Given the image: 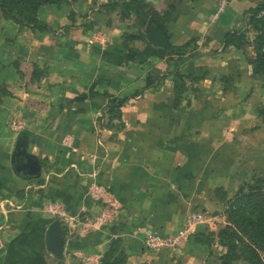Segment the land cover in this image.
<instances>
[{
  "label": "crops",
  "instance_id": "crops-1",
  "mask_svg": "<svg viewBox=\"0 0 264 264\" xmlns=\"http://www.w3.org/2000/svg\"><path fill=\"white\" fill-rule=\"evenodd\" d=\"M245 4H157L168 48L100 5L66 30L0 22V264H220L203 240L264 179V74L225 40L245 28ZM20 139L35 179L13 171ZM54 221L61 254L45 245ZM187 226L175 251L145 247Z\"/></svg>",
  "mask_w": 264,
  "mask_h": 264
},
{
  "label": "rangeland",
  "instance_id": "rangeland-1",
  "mask_svg": "<svg viewBox=\"0 0 264 264\" xmlns=\"http://www.w3.org/2000/svg\"><path fill=\"white\" fill-rule=\"evenodd\" d=\"M179 1L195 0H0V22H11L32 32L35 29L50 31V26L56 30L65 27L66 30L74 26L77 28L84 17L95 13L96 6L100 5L99 10L101 7L108 8L116 13L120 21L133 22L136 27L147 23V32L144 33H148L152 29L157 30L159 25L155 6H164L168 14ZM245 5L251 7L241 16L246 17L245 28L232 33L231 44L243 50L250 49L252 61H257L259 71L264 72V0H246ZM218 6L221 9L227 5L222 1ZM163 18L160 19L161 23ZM121 37L126 38L124 34ZM145 37L147 35L142 36L141 32L131 36L134 39ZM173 53L169 51L167 54ZM60 224H63L65 234V219L60 220ZM214 225L216 228L205 237L203 243L210 247L215 242L214 245L223 249L218 255H213L219 258L220 264L221 260L225 264H264V179H257L251 186L242 187L240 192L226 201L221 219ZM207 256L211 254L207 253ZM74 257L75 264L121 263L119 256L115 260L103 256L99 263L89 253H76Z\"/></svg>",
  "mask_w": 264,
  "mask_h": 264
},
{
  "label": "water",
  "instance_id": "water-1",
  "mask_svg": "<svg viewBox=\"0 0 264 264\" xmlns=\"http://www.w3.org/2000/svg\"><path fill=\"white\" fill-rule=\"evenodd\" d=\"M147 41L155 46L168 48V43L164 35L156 29L148 32ZM22 146V140L20 139L13 154V171L18 177L24 180L35 179L39 176V167L30 162L29 158L21 150ZM59 228V222L54 221L50 224L45 234L46 248L55 254H61L63 252L62 237Z\"/></svg>",
  "mask_w": 264,
  "mask_h": 264
},
{
  "label": "built area",
  "instance_id": "built-area-1",
  "mask_svg": "<svg viewBox=\"0 0 264 264\" xmlns=\"http://www.w3.org/2000/svg\"><path fill=\"white\" fill-rule=\"evenodd\" d=\"M191 233V227H182L172 235L149 234L145 239V247L152 252L158 253L161 250L175 251L176 248L185 242Z\"/></svg>",
  "mask_w": 264,
  "mask_h": 264
},
{
  "label": "trees",
  "instance_id": "trees-1",
  "mask_svg": "<svg viewBox=\"0 0 264 264\" xmlns=\"http://www.w3.org/2000/svg\"><path fill=\"white\" fill-rule=\"evenodd\" d=\"M157 14V13H156ZM154 15V14H153ZM154 17V16H153ZM156 18H158V15L156 16ZM156 18H154L155 20H156ZM153 19V20H154ZM159 19V18H158ZM232 35V34H231ZM231 35H229V37L228 36H226V38H225V40L227 41L228 40V42H230V44H231ZM252 64L254 65V67H255V70L257 71V73L258 74H264V72H260L259 71V63L256 61V62H254V61H252ZM240 190L241 189H239V191L238 192H240ZM221 264H225V262L223 261V260H221Z\"/></svg>",
  "mask_w": 264,
  "mask_h": 264
}]
</instances>
